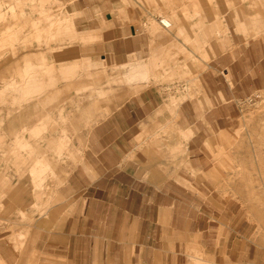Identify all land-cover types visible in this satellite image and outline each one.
Segmentation results:
<instances>
[{"label":"rangeland","instance_id":"374dc122","mask_svg":"<svg viewBox=\"0 0 264 264\" xmlns=\"http://www.w3.org/2000/svg\"><path fill=\"white\" fill-rule=\"evenodd\" d=\"M82 8L87 13L76 12ZM106 13L116 16V24L145 34L143 54L133 53L119 65L101 61L96 37L81 31L98 26ZM164 17L173 21L170 29L159 24ZM229 71L241 95L234 100ZM202 74H210L213 90L226 84V95L207 92ZM20 76L42 82L43 92L31 98V117L17 128L32 142L27 151L17 146L14 129L2 134L0 126V226L11 231L17 264H73L31 245L43 221L51 229L59 223L56 214L66 201L59 187L81 155V137L147 85L167 96L174 118L183 104L182 110L190 108V119L199 122V128L178 127L176 134L163 126L160 135L177 137L172 152L178 171L186 175L175 179L205 199L203 212L211 219L197 222L207 228L209 250L218 255L204 251L200 234L179 249L170 213L163 211L161 228L146 227L145 264H264V0H0V125L20 101L11 93L21 94L13 85ZM45 116L46 135L65 125L70 143L58 162V179L50 175L35 191L29 174L32 147L47 145L29 136ZM26 126L31 127L25 131ZM193 138L208 171L190 166Z\"/></svg>","mask_w":264,"mask_h":264},{"label":"crops","instance_id":"0c3cea01","mask_svg":"<svg viewBox=\"0 0 264 264\" xmlns=\"http://www.w3.org/2000/svg\"><path fill=\"white\" fill-rule=\"evenodd\" d=\"M82 10L87 13V8L76 12ZM115 18L111 14H102L98 26L81 31L96 37L98 55L108 65L125 63L129 55L143 54L147 47V37L143 32H138V29L130 31L127 26L116 24ZM164 18L171 21L170 27L165 28L158 21L159 24L170 29L173 21ZM228 75L232 83L228 84V91L234 100L241 95L235 89L233 72L229 71ZM212 76L217 74L212 73ZM218 77L227 81L225 76ZM210 78V74H202L205 90L212 96L215 93L225 96L226 84L213 90L209 85ZM34 80L33 76H20L18 84H13L21 94L11 93L20 101L3 118L6 124L0 125L3 126L2 134L14 129L17 146H23L26 151L32 142L17 128L31 117V98L43 92V83ZM182 108L183 104L174 118L167 96L158 86L147 85L127 96L90 126L80 139L79 159L59 187V193L66 200L56 214L59 223L51 229L50 223L43 221L31 250L51 254L67 262L73 259V264H134L135 257L138 258L137 264H145L146 239L150 237L146 227L153 224L161 228L163 211H168L170 227L179 242V249L184 248L193 235L200 234L204 251L216 258L218 253L209 250V242L205 240L207 228L200 227L197 222V218H207L208 223L211 219L203 212L205 199L199 200L196 196L200 194L196 190L181 186L175 179L186 175L178 171L177 153L172 152L177 148V137L160 135L163 126L173 129L175 134L178 127L188 130L196 125L199 128L198 120L190 119L191 109ZM61 118L64 119L63 116ZM39 121L38 125H31L36 132H31L29 137L36 138L38 145L46 143L47 146L32 147L34 160L29 174L35 191L42 189L50 175L58 179V162L67 153L70 143V133L65 125L55 126L50 137L46 135V116ZM216 128L221 129L219 123ZM188 133H184L186 137ZM193 141L196 139L193 138L189 145L190 166L208 171L203 163L204 157L199 161V149ZM35 205L43 212L38 199ZM10 235L11 231L0 226V261L17 264L18 254L9 243ZM215 246L218 247L219 242Z\"/></svg>","mask_w":264,"mask_h":264},{"label":"bare ground","instance_id":"6f19581e","mask_svg":"<svg viewBox=\"0 0 264 264\" xmlns=\"http://www.w3.org/2000/svg\"><path fill=\"white\" fill-rule=\"evenodd\" d=\"M160 24H162V26H164L165 28H169L171 25V21L169 22V20H167L166 18H162L161 20H159Z\"/></svg>","mask_w":264,"mask_h":264}]
</instances>
